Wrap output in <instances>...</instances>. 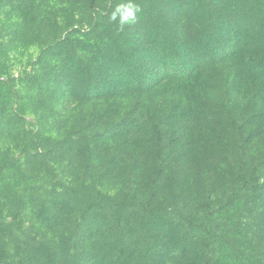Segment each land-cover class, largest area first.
Masks as SVG:
<instances>
[{
  "label": "rangeland",
  "instance_id": "1",
  "mask_svg": "<svg viewBox=\"0 0 264 264\" xmlns=\"http://www.w3.org/2000/svg\"><path fill=\"white\" fill-rule=\"evenodd\" d=\"M128 2L0 0V110L18 112L15 126L26 129L23 146L20 138L0 135V184L22 195L25 230L54 248L64 231L56 226L73 220L69 210L54 207V198L69 189L82 197L109 194L116 203L151 200L148 210L169 220L178 236H189L185 218L192 217L205 226L201 232L215 231V250L238 255L236 264H264V228L253 212V192L264 189V6L131 0L135 23L121 26L112 14ZM67 37L62 57L43 53ZM112 46L120 56H102ZM67 53H77L73 64L136 58L134 93H122L116 104L65 103L64 78L54 81L47 67L59 68ZM144 84L153 87L140 89ZM69 137L67 144H76L71 151ZM24 148L34 155L30 164ZM11 156L20 165L14 172L1 166ZM125 211L105 239L136 242L131 248L138 254L154 247L139 213ZM42 213L55 215L57 225L43 224ZM94 249L97 264H112L101 263L104 250ZM165 264L178 263L169 257Z\"/></svg>",
  "mask_w": 264,
  "mask_h": 264
},
{
  "label": "trees",
  "instance_id": "2",
  "mask_svg": "<svg viewBox=\"0 0 264 264\" xmlns=\"http://www.w3.org/2000/svg\"><path fill=\"white\" fill-rule=\"evenodd\" d=\"M259 2L260 5L264 6V0H259ZM69 34L72 37L71 33ZM67 44L68 37L50 44L46 50H43V53L48 54V52L55 50L56 53L53 57L57 60L62 57L66 47H68ZM59 48H61L60 51H58ZM117 50L116 46L109 47L102 56L111 55L118 58L121 52ZM67 55L68 53L62 58L61 63L63 65L59 68L56 67L59 72H54L55 66L47 67V76L49 74L53 76L54 81L64 78L63 95H61L64 96L65 103L77 101L79 105L90 106L98 105L99 102L105 104L106 101L109 104H116L118 99L122 97V93H134L132 85L137 80V73L141 70L137 66L138 60L136 58L127 63L114 60H104L99 63L90 60L73 64L72 58L77 53H72L70 57ZM81 69L84 70L81 71ZM158 74L160 73L157 72L156 77ZM254 74L253 71L250 72L251 76L249 75L252 81L256 78L252 76ZM191 77L192 75L185 76V80L189 81ZM130 80H132L131 83ZM77 86L81 89H78ZM152 87V85L145 84L143 88L139 86L145 91H150ZM2 109L3 111H1ZM1 110L0 135L8 136L11 134L13 138H20L22 142L20 144L23 146V135L26 129L21 126L17 129L15 126L22 120L20 114L15 111H8L5 107ZM71 140L69 137L65 141V147L70 151L76 146V144L75 146L67 144ZM23 150H25V158L30 164L34 155L30 154L27 148ZM98 152L100 151L97 149L93 153ZM18 162L16 158L11 156L10 161L6 164L1 162V166L6 167V171L14 172L15 169L20 168ZM19 173L21 176L24 175L23 170ZM113 198L112 195L102 193L82 197L78 191L73 192L69 189H64L61 193L56 194L53 202L54 207L60 208V211L69 210L70 214H73V220H65L57 225V222L53 220L55 215L38 214L41 221L43 220V224L52 221V224L57 225L56 228L61 225L64 227V231L59 237V244L54 248L41 239L38 240L37 231L31 234L29 229L25 230L23 223L25 221L22 218V214L25 213L22 195L20 192H15L12 188L0 184V263L10 264L15 261V264H77L79 261L83 264L84 261H88L91 264H97L93 255L96 245L104 250L101 263H109L113 259L112 264H165L166 260L172 257L178 264H236L238 255L233 250H226L223 254L215 250L211 246V241L215 238V231L211 233L201 232L204 231L205 226L201 222H194L192 217L185 218L191 232L189 236L182 238L178 236L176 228L170 227L169 220L164 221L148 210L152 206L151 200L132 204L125 200L116 203ZM253 199V212L257 216L255 223L257 228H264L263 187L256 193L253 192ZM125 209L131 211L129 214L131 217L134 213H139L140 218L137 220H139V225H143L148 231L146 237L154 234V247L145 245L143 251L138 254L137 249L131 248L136 245V242L117 246L116 240L118 239L115 238V241L105 239L106 234L116 231L117 227L113 220H117V217L123 215V212H128ZM168 214L172 215V211L169 210ZM228 222V225L233 228L239 225L235 221L229 220ZM169 230L172 232H168ZM230 246L233 247V245ZM133 259H137L136 262Z\"/></svg>",
  "mask_w": 264,
  "mask_h": 264
},
{
  "label": "clouds",
  "instance_id": "3",
  "mask_svg": "<svg viewBox=\"0 0 264 264\" xmlns=\"http://www.w3.org/2000/svg\"><path fill=\"white\" fill-rule=\"evenodd\" d=\"M136 11H138V8H136V6L131 3V0H129L127 4H122L117 7L116 11L112 14V20L115 21L119 15L121 26L124 24L135 23Z\"/></svg>",
  "mask_w": 264,
  "mask_h": 264
}]
</instances>
